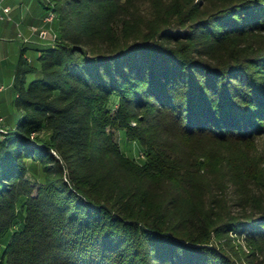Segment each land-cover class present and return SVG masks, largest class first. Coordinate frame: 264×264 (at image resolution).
Masks as SVG:
<instances>
[{
  "label": "trees",
  "instance_id": "obj_1",
  "mask_svg": "<svg viewBox=\"0 0 264 264\" xmlns=\"http://www.w3.org/2000/svg\"><path fill=\"white\" fill-rule=\"evenodd\" d=\"M48 1L0 139V264H251L229 232L264 264V48L219 50L264 0Z\"/></svg>",
  "mask_w": 264,
  "mask_h": 264
},
{
  "label": "crops",
  "instance_id": "obj_2",
  "mask_svg": "<svg viewBox=\"0 0 264 264\" xmlns=\"http://www.w3.org/2000/svg\"><path fill=\"white\" fill-rule=\"evenodd\" d=\"M2 4L9 7L10 13L8 19L0 20V126L8 130L15 125L10 126L15 115L21 116L13 104V77L19 55L23 51L31 64L28 51L38 57L41 47L54 44L56 33L51 22L43 21L46 11L42 0H5ZM41 30L46 32L44 39L38 35Z\"/></svg>",
  "mask_w": 264,
  "mask_h": 264
},
{
  "label": "rangeland",
  "instance_id": "obj_3",
  "mask_svg": "<svg viewBox=\"0 0 264 264\" xmlns=\"http://www.w3.org/2000/svg\"><path fill=\"white\" fill-rule=\"evenodd\" d=\"M27 1H35V0H27ZM43 1V0H42ZM197 1V4L201 5V10H206L209 9L210 7L208 5H212L210 4V1L208 0H194ZM44 3V1H43ZM51 6V5H50ZM52 7V6H51ZM54 14V13H53ZM254 14H256L254 12ZM260 15V14H259ZM261 15H264V13H262ZM248 16V15H247ZM246 17V16H245ZM260 20L254 18V20H252L251 22L254 24H258V25H248L245 26V36L243 38H241L242 40H240L239 38H230L228 39V41H226L224 44L219 46V50H225L228 47H241V48H245V47H249L250 49H257V48H264V16H259ZM55 19V14L53 17L52 22ZM51 22V23H52ZM250 23V24H252ZM56 39L53 40V42L55 43ZM28 55L30 58V62L31 65L35 68H38V63H37V55L35 52L33 51H28ZM38 77V74H30L27 76V83L36 79ZM20 116L19 114H16L15 117L10 121L12 122L10 124V126H12L13 124H16L17 121L19 120ZM133 125V123H132ZM113 136H114V140L116 141V143L118 144L121 152L123 153L124 156L133 159L137 162H141L144 160L143 155L141 153V150L137 144V142L135 141H130L129 139H127L124 136V133L121 131H113ZM253 145L255 146V150L261 151L262 156H264V136H260L258 138L255 139V141L253 142ZM26 166L28 168L27 173L25 175V178L31 182H33L35 185H39L42 182L43 179V173L40 170V166L37 163L34 162H26ZM232 211H234L235 213V208L231 209ZM23 221V214L18 211L17 213V228L21 225V222ZM8 237V236H7ZM6 237V238H7ZM228 239H225L226 242H228L231 246L235 247L236 249H241L244 253V255H247L249 257H247L246 261L251 262V264H259L258 262H260L262 260V256L260 255H256V256H251V254H253L255 251H253V248L247 246V244L245 243V241L243 240V238L241 236H237L235 234H233L232 232H229L227 235ZM0 244H4V240L0 243ZM258 260V261H257ZM247 263V262H246Z\"/></svg>",
  "mask_w": 264,
  "mask_h": 264
},
{
  "label": "built area",
  "instance_id": "obj_4",
  "mask_svg": "<svg viewBox=\"0 0 264 264\" xmlns=\"http://www.w3.org/2000/svg\"><path fill=\"white\" fill-rule=\"evenodd\" d=\"M5 0H0V20L1 19H8L9 18V13H10V9H9V7H7V6H3V2H4ZM44 1V3L45 4H49L50 5V3H49V1L48 0H43ZM53 17H54V14H53V12L51 11V10H48L47 12H46V15H45V17L43 18V21L44 22H47V23H50V22H52V20H53ZM39 37L40 38H42V39H44L45 37H46V32L45 31H43V30H41L40 32H39ZM55 39V38H54ZM1 121H2V119L0 118V124H1ZM1 133H5L2 129H1V127H0V134Z\"/></svg>",
  "mask_w": 264,
  "mask_h": 264
},
{
  "label": "water",
  "instance_id": "obj_5",
  "mask_svg": "<svg viewBox=\"0 0 264 264\" xmlns=\"http://www.w3.org/2000/svg\"><path fill=\"white\" fill-rule=\"evenodd\" d=\"M0 125H1V124H0ZM0 127H1V126H0ZM1 129H2L4 132L7 131L6 129H4V128H2V127H1ZM2 135H3V133L0 134V139L2 138Z\"/></svg>",
  "mask_w": 264,
  "mask_h": 264
}]
</instances>
